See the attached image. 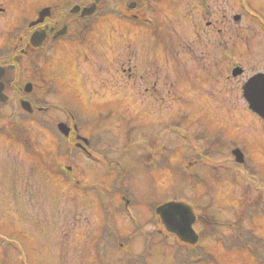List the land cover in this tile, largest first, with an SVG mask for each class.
<instances>
[{
	"label": "rangeland",
	"instance_id": "374dc122",
	"mask_svg": "<svg viewBox=\"0 0 264 264\" xmlns=\"http://www.w3.org/2000/svg\"><path fill=\"white\" fill-rule=\"evenodd\" d=\"M250 2L258 16L231 24L244 29L238 40L243 48L220 56L217 66L211 67L203 46L195 47V21L182 16L177 2L154 9L157 27L142 36L103 21L84 45L42 57L36 74L24 64L22 82L41 89L44 116L55 124L72 114L78 133L102 149L101 162L79 154L67 164L56 157V133L36 121L24 120L37 143L32 155L0 133V264H259L246 249L231 248L236 229L252 230L264 242V119L243 97L245 84L264 75V0ZM230 5L223 6L227 17L234 13ZM235 68L242 71L237 77ZM11 112V106L1 107L0 118ZM235 147L245 154L242 168L232 163ZM107 148L113 151L103 152ZM60 164L71 168L70 177ZM115 173L130 181L132 203L140 205L130 207L137 224L108 207L111 224L105 207L95 205L105 195L98 188ZM174 200L195 206L196 216L235 226L209 231L196 223L201 237L189 250L200 256L183 249L175 260V238L149 223L151 205ZM103 229L110 236L100 258Z\"/></svg>",
	"mask_w": 264,
	"mask_h": 264
},
{
	"label": "flooded vegetation",
	"instance_id": "af4514ba",
	"mask_svg": "<svg viewBox=\"0 0 264 264\" xmlns=\"http://www.w3.org/2000/svg\"><path fill=\"white\" fill-rule=\"evenodd\" d=\"M250 1L234 0L230 5L229 1L221 0L220 6L212 7L216 0H190L189 3L179 0H0V66L5 70L1 79L4 84L3 92L10 101L15 99L19 105L22 99L26 100L34 113L42 112L45 101L41 89L35 83L22 82L25 63L36 74L45 62L42 57L57 48L68 49L71 48L69 46L84 45L86 36L93 34L94 27L103 21H109L112 29L114 24L111 20H114L123 24L131 34L135 30L142 36L144 32L149 33L157 27V19L150 16L154 9L161 11L167 5L172 7L174 2L183 9L182 16L187 19L190 16L195 21L192 23V30L195 31L193 34L197 35L194 40L200 44L196 43L195 47L203 46L208 52L211 67L217 66V63H220V56L227 58V53L231 49L236 51L238 47L244 45L238 41L241 39L240 31L244 29L231 27V24L237 25L246 15L254 18L258 16ZM224 4H227V7L230 5L234 12L232 17H227L223 9ZM84 11L93 13L82 16ZM40 18L41 22L33 23ZM220 33L224 39L227 38L225 41L217 39ZM36 34H43L44 38L41 44L35 47L31 44V38ZM235 40L239 43L235 44ZM180 45L177 42L176 46ZM29 83L32 88L31 92L27 93L24 86ZM40 109L42 110L39 111ZM63 122L71 126L69 119ZM80 136L84 137L72 130L69 135L71 144L79 150H81L79 144L84 146L79 139ZM89 143L86 155L95 159L94 155L98 151L90 141ZM120 174L115 173L113 177H106L111 181L109 180L106 187L102 188L105 192V201L109 203H100L96 207L140 206L132 203L130 181L120 177Z\"/></svg>",
	"mask_w": 264,
	"mask_h": 264
},
{
	"label": "water",
	"instance_id": "95a60500",
	"mask_svg": "<svg viewBox=\"0 0 264 264\" xmlns=\"http://www.w3.org/2000/svg\"><path fill=\"white\" fill-rule=\"evenodd\" d=\"M91 12H87L89 15ZM43 38L35 36L31 43L34 46L40 44ZM241 69H235L233 76L241 74ZM3 76V70L0 68V80ZM3 84L0 82V103L6 104L8 98L2 93ZM243 97L249 105L251 111L264 119V75H258L250 79L243 88ZM21 107L26 112H31L30 105L27 102H21ZM58 130L65 136L69 134V128L65 124H59ZM235 161L239 164L244 162L243 153L239 149L232 151ZM157 214L171 234H174L180 241L194 245L198 241V235L193 230L195 216L188 206L182 203H167L156 209Z\"/></svg>",
	"mask_w": 264,
	"mask_h": 264
},
{
	"label": "trees",
	"instance_id": "16d2710c",
	"mask_svg": "<svg viewBox=\"0 0 264 264\" xmlns=\"http://www.w3.org/2000/svg\"><path fill=\"white\" fill-rule=\"evenodd\" d=\"M42 114L43 113H37V115H39V116L34 117V120L39 125L44 126L45 123L40 118V116ZM45 127L46 128L48 127L47 124L45 125ZM54 132L56 133L57 137L59 138V143H58L57 148H56V157L68 155V160H72V158L75 155L73 146L71 145V143L69 142L68 139L63 138L55 130H54ZM5 133L8 134L7 131H5ZM8 136L13 138L14 140H18L20 143H22L26 147L27 150L31 149L30 137L28 136L27 129L25 127H24V132L22 129L19 131L15 130L14 133H9ZM235 166L242 168V166L237 165V164H235ZM247 169H249L250 171L252 170V168H250V167ZM231 176L233 177V179H232L233 181L237 180L235 173H231ZM198 221H199V223H202L204 225L206 224V225L210 226L209 231L211 230V227L224 225L222 223H219V222L213 220V218H208L207 216L198 217ZM237 230L239 231L240 229H237ZM133 236L129 237V240L132 239ZM214 239L219 241V239L216 236H214ZM234 241L235 242L232 243L231 248L237 247L239 249H246L248 252H250L254 256L257 263L262 264V261L264 260L262 258V253L264 252V248H261L262 246H260V244L261 243L264 244V242L259 237L255 236V234H253L252 230H247V231L241 230V231H239V233L237 234ZM182 247L186 249V252H187L186 255L190 254L189 249L191 248V246H187V245L182 244ZM181 253H182V250H180V253L177 254V256H176L177 260H179L181 258V255H182ZM192 253H195L196 257L199 256L198 250L196 251L194 249V252H191V254Z\"/></svg>",
	"mask_w": 264,
	"mask_h": 264
}]
</instances>
